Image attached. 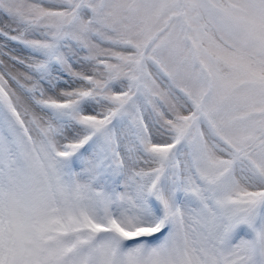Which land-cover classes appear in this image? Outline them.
Returning a JSON list of instances; mask_svg holds the SVG:
<instances>
[{"label": "snow or ice", "instance_id": "6c2138e0", "mask_svg": "<svg viewBox=\"0 0 264 264\" xmlns=\"http://www.w3.org/2000/svg\"><path fill=\"white\" fill-rule=\"evenodd\" d=\"M0 21V264H264V0Z\"/></svg>", "mask_w": 264, "mask_h": 264}, {"label": "rangeland", "instance_id": "374dc122", "mask_svg": "<svg viewBox=\"0 0 264 264\" xmlns=\"http://www.w3.org/2000/svg\"><path fill=\"white\" fill-rule=\"evenodd\" d=\"M4 23H5L4 21H0V26H3ZM0 43H2V41H0ZM8 47H9V49H11L13 51L14 54H18V55H21V56L24 55L23 51L18 46L13 45V44L10 43L8 45ZM18 70L19 71H23V69H18Z\"/></svg>", "mask_w": 264, "mask_h": 264}]
</instances>
